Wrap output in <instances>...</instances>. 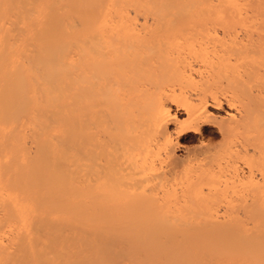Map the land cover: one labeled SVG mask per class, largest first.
Here are the masks:
<instances>
[{"label":"bare ground","instance_id":"1","mask_svg":"<svg viewBox=\"0 0 264 264\" xmlns=\"http://www.w3.org/2000/svg\"><path fill=\"white\" fill-rule=\"evenodd\" d=\"M258 1L0 0V207L8 220L0 212L26 257L39 240L42 225L30 231L41 211L49 217L40 224L50 227L120 214L127 228L117 226V236L141 235L148 264L264 257V16L240 18L247 2L263 10ZM202 72L213 83L192 92L201 103L182 101V83ZM204 126H216L219 140L200 143L205 167L193 172L218 208L156 210L153 181L190 176L188 165H175V149L182 134ZM235 179L246 180L238 203L249 212L253 247L228 218L235 204L222 202ZM39 191L59 204L39 202L38 212L23 195ZM50 245L34 264H61L62 250L41 252Z\"/></svg>","mask_w":264,"mask_h":264},{"label":"rangeland","instance_id":"2","mask_svg":"<svg viewBox=\"0 0 264 264\" xmlns=\"http://www.w3.org/2000/svg\"><path fill=\"white\" fill-rule=\"evenodd\" d=\"M259 2H260V0L256 4H259ZM247 3H248V5H245L246 7L249 6V5L250 6L252 5L249 2H247ZM260 3H263V2H260ZM254 6L252 8L254 9V12H256V8H257L256 6H258V5L255 6L256 8ZM259 6H261V5H259ZM246 7L243 6V10H242L241 14H245V15H240L241 16L240 18L244 17L245 19L248 18L247 20H249V17H250L251 20H252L253 17H256L258 15H261L262 17L264 16V9L263 8H262L263 10L260 9L262 11V14H261V12H260V10L258 8L257 9H258L260 14L259 13L256 14L257 12L254 13L252 10L249 9L251 7H247V8ZM253 13L255 15H253ZM246 16H248V17L246 18ZM205 73L206 72H202L201 73L202 75L201 74L200 75L196 74L195 76L193 75L192 76L193 78H192L191 81L189 80L186 83H182L183 86H181L182 89H180V94H182L183 91H184V93H183L184 95L183 94L180 95L181 97L183 96L182 97V101L184 100L186 103H188L190 105H192V104L196 105L199 102V100H200L199 103H201V99L197 98L198 99V101H197V99L193 95V93L194 92L195 93H197V92L200 93V92L208 90L209 88L212 87L213 81L208 76V74L207 73L205 74ZM202 82H204L203 86H202ZM183 87H185L187 90L184 89ZM224 89H227V88H224ZM178 90L179 89H177L176 91H177V93L179 95V91ZM181 91H182V93H181ZM187 95H189L190 97L187 96ZM180 96H178V98H179V101L181 102V100H180L181 97ZM22 129L24 130L25 128L22 127ZM25 134L26 135H25L24 138L27 140V142H26V140L24 139L25 142H26L25 143V151H26L27 154H29V153L31 154L35 150L34 146H33L34 144L29 141V140H31V138H29L31 136L28 134L27 131H25ZM213 140L215 142H217L219 140V136L217 134L216 126H204L203 129L198 134L185 133V134H182L180 136V138L178 139L179 144H178L177 148L175 149V154L178 157V160H176L175 165L178 166V167L179 166L180 167L181 166L186 167L188 165V168L191 169L192 172H191L190 176H181V177H175V178H172L170 176H165V177H162V178L159 177L158 179H155L153 181V183H152L154 185V186L152 185L153 186V192H155L154 193L155 197L158 198L157 200H155V203H158V204H156L157 207H155L156 210H161L162 211V209H163V211L164 210L166 211L168 209L172 210V209H175V208L176 209H187L188 207L193 206L194 203H197V205L200 208H202L201 206H203V207L206 206L205 207L206 209H210V208L212 209L213 208V210L218 208L219 201H216V199L217 200H219V199L218 198H216V199L214 198L215 200H212V198L209 197V195L207 194L208 191H207L206 188L208 186H207V182H206L205 177L204 176H201V177L197 176V178H196V173L193 172V171H195L198 168V165L199 166L200 165L203 166L205 164L204 160H203V157L200 156L201 155L200 154V150H199L200 143L201 142L202 143H206L207 141H213ZM30 145H31V148L28 147ZM243 157L240 158L242 160V162H241V160H238V161H240V163L239 162L237 163V165L240 166L241 168H242V165H243L242 163L244 162L243 159H242ZM204 167L205 166H203V168ZM241 168H239V169H241ZM163 169H165L164 166H163ZM235 180H234V183H233V181L232 182H229L230 180L228 181L229 184H227V185H229V186H227V185L226 186L229 187V188L227 189V187H226L227 190L225 189V191H224L225 194H224V199L222 200V202L228 200V201H231L233 204H235L234 207H232L230 209L231 211H228V213H227L228 218L231 216L229 219L237 227V232H239L238 234H239V236L241 238L240 242H242L246 246L253 247L252 245L255 246V244H257V242H255V240L253 239L254 230L251 228V224H250L251 223V220H250L251 218L249 217V215H247V214H249V212H248L247 209L241 208L240 205H239L240 203H238V202H241L242 199H244L246 197L245 196V193H246L245 191L247 189V186L245 184H242V181L244 180L243 183H245L246 180L245 179H243V180L239 179V180H236L237 182H235ZM231 183H232V185H231ZM23 196L26 197L25 199L28 202H29V200H28V198H29L33 202V204L36 203L35 207H36L38 212L40 210V207L38 208V206L42 205V206H47L48 207V206H51V205H54V204L56 205V203L59 204V202H60V200H58L57 198H54V197L47 198V197H45L44 195H42L41 192L38 193L37 195H35V194L27 195L26 194V195H23ZM40 198H41V200H40ZM43 200H45V202H47V205L44 203ZM64 200H66V199L64 198ZM64 200L62 201L63 204L65 202H67V200L65 202H64ZM39 202H42V204L40 203L41 205H39ZM68 203L70 204V202H67V203H65V206ZM70 205H68V207ZM70 207L73 208V206H70ZM1 208L2 207H0V211L2 212V215L6 218V216H5V214H6L7 215L6 219L8 220V218H9L8 217V212L5 209L3 210ZM205 208H203V209H205ZM69 210H70V208H69ZM3 211H5V212H3ZM241 211H244V212H241ZM1 212H0V218H2V219H0V228L2 229V231L0 232V235H1L0 236V241L3 239V242H2L3 244L0 243V249H2L1 250L2 254H0V264H4V263L5 264H34V260L36 258H38V249L41 246H43V244L45 245L47 240L51 243V245H50L51 248H49V247L47 249L44 248L41 252L45 251L44 252V257H47L50 254H51L50 256H53L54 253H57L60 250H62L61 261L59 260L61 262V264H65V263L66 264H78V263L79 264H99V263L100 264H102V263L103 264H115V263L116 264H148V263H144L145 262V259H144L145 257L143 255V254L146 255L147 249H145V247H143V246L146 245L147 241L144 242V243H140V245L143 244L141 247H143L144 249H142L140 247V245H139V242H143L145 239L141 235H138V236L132 235L129 238H127L128 240L127 239L124 240V238H122V237H121L122 238L121 239L119 237V235L117 236L116 232H120L121 230H123V227L127 228L126 226H124L125 225V223H124L125 219L120 214H115V215L113 214L111 216H108L105 221L98 222L95 225L94 224L90 225V223H92V222H90V220H88V219H87L88 222L84 221V223H82L81 219H79L80 221L75 219L73 221V223L72 222L69 223L67 221L66 222L64 221L65 222V224H64L61 221L63 224H60V222H58V223H54L53 226L50 227L46 223L47 220H45L46 224H44V223L40 224L41 221H39V220H42V221L44 220V219H42V216L44 214H42V211H41V215H40L41 218L39 219V217H38V219L33 220L32 224H31V230L32 231H30L31 233H33L34 232V228L37 226L38 223H39L38 225H42L41 230L38 233V239L39 240L38 241L35 240V241L32 242V244H31L32 245L31 246V251H32L31 254L32 255L26 257V253H25L24 249L21 247V245H22L21 244V242H22L21 241V235H19L17 233V231L14 230V229H11L9 227H4L5 224L3 223V220H6V219L3 216H1ZM3 213H5V214H3ZM158 213H159V211H158ZM151 214L152 213H150V214L148 213L147 217H148V215L151 216ZM220 214L223 215L222 213H220ZM45 215H46V213H45ZM48 215L45 216V217L43 216V217L46 219V217H49ZM52 216H55V215L53 214ZM66 217H68V215H66ZM155 218H156V216L154 217V219ZM147 219H151V217L150 218H146L145 222L148 221ZM152 219H153V216H152ZM36 221H37V223H36ZM239 221H241V222L239 223ZM4 222L6 223L7 221H4ZM141 222H144V218L141 219ZM152 223H154V222L152 221ZM2 224H4V226ZM32 225H34V226H32ZM81 225L83 227H85V228L79 227ZM87 225H88V227H87ZM121 225H123V227ZM117 226H119L118 229L121 227L120 231L117 229ZM6 228L7 229L9 228L11 230L8 229L9 230L8 231ZM58 229H62V230L65 229V230H63V232H62L63 234L58 235V233H57ZM74 229L76 231H78V232H76ZM12 230H14L13 231L14 233L12 232ZM112 230H114L115 235L110 233ZM15 231H16L17 234L15 233ZM110 234L112 235V237L109 236ZM41 235H43V236H41ZM116 236H117V238H116ZM108 237L110 239H113V237H114V240L110 241V239ZM242 237H243V240H242ZM118 238H120V240H118ZM4 240H5V242H4ZM83 240H85V241H83ZM6 241H8V242H6ZM39 241H40V243H39ZM107 242H109V243H107ZM248 243H249V245H248ZM113 246H114V248H113ZM136 246H139V247H136ZM72 247H74V248H72ZM195 249H196V247H195ZM198 249H199V247H197V250ZM66 251H68V252H66ZM104 252H105V254H104ZM222 253H223V251H222ZM126 254H128V255H126ZM122 257H124V258H122ZM236 259H234V258H233V260L231 259L232 262H229V264H237V263L238 264H244V263L245 264L246 263L247 264H262V263L264 264V257L261 258V256H260L259 260H253V259L250 260L249 258H245V260H246L245 261L244 259L242 260L241 258H236ZM72 260H74V261H72ZM120 260H123V261H120ZM142 260H143V262H142ZM151 263L152 264H156L155 262H151ZM179 264H181V263H179Z\"/></svg>","mask_w":264,"mask_h":264}]
</instances>
